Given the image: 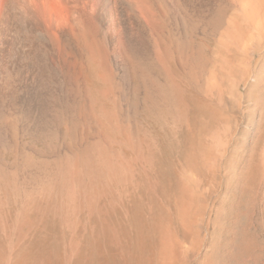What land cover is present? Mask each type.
<instances>
[{"label": "bare ground", "instance_id": "6f19581e", "mask_svg": "<svg viewBox=\"0 0 264 264\" xmlns=\"http://www.w3.org/2000/svg\"><path fill=\"white\" fill-rule=\"evenodd\" d=\"M211 31L215 57L197 38ZM263 37L264 0H0V231L8 241L0 264L27 237L62 244L65 264H89L78 261L80 227L92 232L93 249L114 245L125 256L118 210L131 219L126 201L142 187L158 197L162 187L143 115L190 128L197 102L177 67L221 99L224 77L243 72L239 57ZM190 190L180 183L181 219ZM60 227L72 232L67 242ZM159 254L173 264L169 238Z\"/></svg>", "mask_w": 264, "mask_h": 264}, {"label": "rangeland", "instance_id": "374dc122", "mask_svg": "<svg viewBox=\"0 0 264 264\" xmlns=\"http://www.w3.org/2000/svg\"><path fill=\"white\" fill-rule=\"evenodd\" d=\"M211 32L197 38L207 54L215 57L219 46ZM252 49L239 57L244 61L243 72L224 77L221 99L189 84L185 69L174 68L197 109L188 130L173 129L171 120L163 116L143 115L158 144L154 172L162 186L160 193L157 197L143 187L138 189L126 201L132 212L129 220L123 209L118 210L127 237L125 256L114 245L93 249L92 232L78 228L75 234L82 238L83 247L79 263L87 257L89 264H161L162 240L169 238L173 264H264V37ZM214 127L223 129L219 144L213 142ZM189 134L195 138V148ZM190 157L197 160L192 171L187 168ZM181 182L192 193L187 222L178 211ZM60 231L67 242L72 232ZM4 235L1 230L3 251L8 246ZM43 243L27 237L12 252L9 264H65L62 244Z\"/></svg>", "mask_w": 264, "mask_h": 264}]
</instances>
